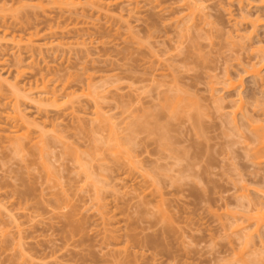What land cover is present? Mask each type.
Listing matches in <instances>:
<instances>
[{
	"label": "rangeland",
	"instance_id": "374dc122",
	"mask_svg": "<svg viewBox=\"0 0 264 264\" xmlns=\"http://www.w3.org/2000/svg\"><path fill=\"white\" fill-rule=\"evenodd\" d=\"M59 1L39 6L38 0H0V81L32 85L35 92L27 96L35 100L44 81L61 94L56 102H33L18 97L8 82L0 84V126L5 129H0V264L236 263L241 245L231 229L225 231L227 224L225 230L221 227L225 212L239 208L236 197L242 186L251 198L260 199L255 189L262 182L253 176L264 177V162L253 165L248 158L246 145L252 142L243 143L252 131H235L229 122L242 97L237 123L249 112L250 121L264 127V115L255 113L264 104L249 98L246 90L252 85L247 82L244 93L239 87V96L223 83L224 71L236 75L238 61L249 55L244 57L233 42V31L241 25L238 4L202 0L207 18L201 22L198 15L186 31L194 38L187 41L189 34L187 39L183 35L182 43L185 0H111L102 14L90 6L84 11L73 6L79 0ZM243 3L244 11H256L252 19L260 18L254 37L264 39V0ZM232 8L236 15L231 19ZM262 70L264 74V61ZM166 91L172 99L185 98V106H177L185 108L176 113L166 108ZM132 93L140 94L139 100ZM141 105L159 112L160 120L151 114L152 120L169 124V132L159 130L167 137L156 133L153 121L156 132H135L133 146L126 136L128 116ZM13 106L27 115L22 124L35 123L29 131L17 125L16 134L30 137L20 149L17 139L6 137L16 123L6 118ZM99 115L107 119L103 125L118 124L122 136L113 137L119 146L123 142L121 149L113 138L111 142L114 132L96 124ZM98 140L107 143L105 150L115 145L120 151L101 150L102 155ZM159 145L165 147L163 154ZM95 154L104 158L93 159ZM260 251L264 263V249ZM251 259L247 263L254 264Z\"/></svg>",
	"mask_w": 264,
	"mask_h": 264
},
{
	"label": "bare ground",
	"instance_id": "6f19581e",
	"mask_svg": "<svg viewBox=\"0 0 264 264\" xmlns=\"http://www.w3.org/2000/svg\"><path fill=\"white\" fill-rule=\"evenodd\" d=\"M39 1V3L37 4V5H39V6H42V2L43 1H45V0H38ZM50 2H52V3H55V4H60L61 2L59 1V0H49ZM108 0H92L90 3H88V4H83L82 3V1L81 0H79L78 2H72V4H73V6H75L76 8H80V9H82V11H84L85 10V8H87L86 6H90L91 8H92V10H94L96 13H98V14H102L101 12H103L104 13V9H106V8H110V6H111V4H112V2H111V0H110V2L108 1ZM186 1V3H187V5H186V7H187V9H188V12H186L183 16H185L186 18H188V19H186V18H184L183 17V19H185V21L184 20H182L183 22H181V19H182V17H178V18H176V19H173L174 21H175V24H174V26L175 27H178L177 26V24H176V20L178 21V24L181 22V24H182V26L183 25H186L184 28H182V30L181 31H179L180 30V27L179 28H177V29H179L178 31H179V33L180 32H183V34H181L180 35V42H184L185 40H184V37H185V39H187V41H191L192 40V38H194V37H192V38H190V33H186V31L188 30H191L192 29V27H190L191 26V23H193V21H196V19H197V16L199 15V20L201 21V22H204L205 21V18H207L206 17V15H207V12H205L206 11V6H205V4H203L202 3V0H185ZM221 1L222 0H220V3H221ZM243 1L244 0H229V4H230V6L231 5H235V3L234 2H236L237 4H238V6H239V11H240V17H241V25H239L240 23H239V21L237 20L236 22H235V24L236 25H239L240 27H238L237 26V28L235 29V31H233V34H234V37L233 38H236V39H233V42H235V43H237L238 42V45H239V48H241V50L242 51H244L243 53H244V57H245V55H246V52L247 53H249V55H247L246 57H245V59L243 60V56L241 57L242 59H240L238 62H239V64H238V66L240 67L241 66V68L239 69L240 71H239V73L237 72V74L236 75H233V73L229 70V69H226L225 71H224V74H223V76H225L224 77V81H223V83L226 85V87L228 88V89H230V90H233V89H235L236 91L235 92H237L236 94L239 96L240 94H241V92L239 91L240 90V88H243V90H242V92L243 91H245L244 89L245 88H247V87H245V85L247 86L248 84H250V85H252V86H250L249 88H248V90H246L250 95H248L249 96V98H250V96H251V98L250 99H252L253 100V98L255 99V101L254 102H262L261 103V105L262 104H264V74H263V70H262V63H263V61H264V39H261V38H255L254 37V33H255V31H256V26L258 25V24H261L259 21H260V18H259V16H258V14L256 15V18L255 19H252V16H251V14H253L252 13V11L250 12V10H247V11H244L243 10V7H242V5L244 4L243 3ZM247 1V0H246ZM223 2V1H222ZM234 3V4H233ZM245 4H247V3H245ZM232 7V6H231ZM233 9V8H232ZM246 9H248V8H246ZM231 10V9H230ZM234 9L232 10V12L230 11V13L231 14H229L230 16H231V19H232V17H234L235 15L233 14L234 12ZM172 12V11H171ZM106 13V12H105ZM256 14V11H255V13H254V15ZM129 15H131V13H129ZM196 18V19H195ZM195 19V20H194ZM189 20H190V23H188L187 24V22H189ZM187 21V22H186ZM195 23V22H194ZM239 23V24H238ZM196 24L198 25V23L196 22ZM128 25V24H127ZM187 25L189 26V27H187ZM193 25V24H192ZM196 25V26H197ZM194 26V25H193ZM177 29H175V30H177ZM177 31V32H178ZM190 32V31H189ZM185 33V34H184ZM5 34H7V32L5 33ZM187 34H189L188 35V37H187ZM183 35H185L184 37H183ZM187 37V38H186ZM191 39V40H190ZM247 40H249L250 42V44H248L247 43ZM2 42V40L0 39V44H1V46H3V43H1ZM235 45V47L237 46L236 44H234ZM41 48V47H40ZM179 49H181L180 47H179ZM178 49V50H179ZM238 48H236L235 50L237 51V52H241V50L240 49H238ZM33 50V49H32ZM41 50V49H40ZM21 53V52H20ZM33 55V54H32ZM32 55L30 54V57H32ZM18 58H21V56L20 57H18ZM246 59H248V60H246ZM21 60V62L20 63H23V61H22V58L20 59ZM20 60H18V62L20 61ZM242 60V61H241ZM246 60V61H245ZM3 69V68H2ZM2 73V72H1ZM0 73V74H1ZM2 75V74H1ZM1 75H0V77H1ZM7 79V78H6ZM6 79H2L1 78V81H0V84L2 85L3 84V82L4 83H9V86H12V89H14V91H15V93L17 94V96L19 97V96H22V97H24V98H26V99H32L31 101H33V102H40L41 100L43 101V100H45V102H56L57 100H58V98H59V96L61 95V94H58V90H56V88H54V89H48L47 88V84H45V81H44V85H43V89L41 90V92H39V96H37L36 98H37V100H35V97H29L28 98V96L27 95H29L30 96V94H32L33 92H35V89L33 90V88L34 87H32V85L30 86V87H28V88H26V86H24V88H21L22 86H18V85H16V84H11L10 83V81H8V80H6ZM247 79H249L248 81H246ZM223 80V79H222ZM221 80V81H222ZM221 81H220V84H222L221 83ZM245 81V82H244ZM2 82V83H1ZM248 83V84H244V83ZM218 83V82H217ZM216 82L215 83H212V84H217ZM18 84V83H17ZM224 85V86H225ZM213 86V85H212ZM211 86V87H212ZM222 86V85H221ZM223 86V87H224ZM225 87V88H226ZM240 87V88H239ZM214 89H215V87H213ZM212 88V89H213ZM226 88V89H227ZM239 88V89H238ZM157 91V90H156ZM234 91V90H233ZM158 92V91H157ZM159 92H160V90H159ZM158 92V93H159ZM23 93V94H22ZM24 93H26V94H24ZM72 93V92H71ZM71 93H67V95H68V97L70 96V97H74V96H71ZM74 93V92H73ZM72 93V94H73ZM157 93V97H158V95L160 96V93L158 94ZM162 93V92H161ZM166 93V96H165V104L167 105H165V104H163V107H164V109L166 110V108H168L169 110H171L172 111V113H176L177 111H178V109L180 108V109H184L185 107H182L181 108V106L182 105H179V107H177L178 106V104L180 103L181 104V102H183V104L185 103V101H184V99H182L181 98V96H180V98H176V96L174 97L173 96V98L175 99L176 98V100H174V99H172V96L170 95V94H167L168 92L166 91L165 92ZM244 93V92H243ZM37 94V93H36ZM133 94V93H132ZM162 94H164V92L162 93ZM66 95V96H67ZM137 95V94H136ZM140 94H138V96H139ZM167 95H168V97H169V95L171 96V97H169L170 98V100L173 102L172 104L169 102L168 103V100H167ZM131 96V98L133 99V96H134V94H133V96L132 95H130ZM138 96H134V98L136 97L137 99L138 98H140V97H138ZM141 96V95H140ZM167 97V98H166ZM142 98V97H141ZM178 99V100H177ZM139 100V99H138ZM142 100V99H141ZM167 101V102H166ZM238 101H241L240 102V104L239 105H235L237 108L234 110V113L235 114H237L240 110L242 111V107H243V104H242V97H239V99H238ZM234 102V101H233ZM170 104V107H172V109H174V110H172L170 107H169V105L168 104ZM75 103H73L72 105H71V108H73L74 110H77L75 107V105H74ZM174 104V105H173ZM166 106V108H165V106ZM172 105V106H171ZM134 106V105H133ZM136 106V105H135ZM160 106H162V104H160ZM184 106H185V104H184ZM80 108H81V106H79ZM78 107V108H79ZM163 107H161L160 108V110L161 109H163ZM219 107V106H218ZM264 109V105H262V106H260L259 107V109L258 108H256V115L259 117V113L261 114V116H263L264 114V110L262 109V108ZM11 108V112L9 111L8 113H6V118H15L16 119V123H14L13 124V128L12 129H9V131H10V133H12V135H6V137H9V138H15V139H17V148H23L24 147V145H25V142H24V138L25 139H29L30 137L29 136H26V137H24V135L26 134H24V133H22L21 135H18V134H16L17 132H15L16 131V129H17V125H18V127H20V125L22 124V123H26V121L24 120L26 117H23L25 114H23V113H25V112H23V110L21 111L20 110V108L19 107H10ZM13 108V109H12ZM79 108V109H80ZM133 108V107H132ZM131 108V109H132ZM141 108V109H140ZM140 108L138 107V109H137V107L136 108H134V109H130V111H132L131 113H132V115L133 116H131V113H130V116H128V117H132V118H129V120H130V126H128L129 125V123H128V127H130V129H128V130H130V134L129 135H127L126 134V136H128L126 139L127 140H130L131 141V143H132V145L134 146V144H135V142H136V139H137V137H135V138H133L132 136L134 135V134H136L135 132H137L138 133V131H143V132H145V129L147 130L148 129V131H149V133H153L154 134V132H156V131H153V129L151 128V126H150V124L153 126V124H154V122L156 123L155 124V126L158 128V131L156 132V133H158V134H162V136H164V137H167V136H165V133L168 131L169 132V127H167V126H169V124H161V123H158V122H160V121H157V118L159 119V112H157V114H155V112H153V113H151V112H149V111H145L146 109H144L143 110V108H145V107H143V105H141L140 106ZM78 109V110H79ZM164 109L162 110V111H164ZM255 109V108H254ZM262 111H261V110ZM159 110V111H160ZM176 110V111H175ZM171 111H170V113H171ZM240 111V112H241ZM161 112V111H160ZM253 112H254V110H253ZM259 112V113H258ZM263 112V113H262ZM96 114H97V112H95ZM163 113V112H162ZM151 114H155L156 116L155 117H157V118H155L154 117V119L152 120V118H153V115H151ZM161 114V113H160ZM166 113L164 112V115H165ZM235 114L233 115V117L232 118H229L230 120L231 119H233L232 121L233 122H231V121H229L230 123H232V124H235V125H233V126H231V128L232 127H234L235 126V131H240V130H238V129H236V128H238V127H240L239 129H248V131H252V133H253V137H252V135H249L248 137H250L249 139H247V136H246V138H245V140L243 139V138H240V139H243V141H241V142H243L244 143V145L248 142V141H246V140H250L251 142H252V144H253V142H254V144L255 145H253V147H252V144L251 143H249V144H251V147H249L248 148V144L246 145V147L249 149V150H247V148H246V151L248 152L247 154H249V157H248V155H247V157L250 159V162L252 163V161H254L253 162V165L255 164V165H258V163H261L262 161L264 162V127H261V128H259L258 127V125H254L253 123H255V122H253V121H250L251 119H249L252 115H250L249 116V112H247V114L245 113V117L247 118L246 120H249V122L248 121H246L245 120V118H244V116H241L240 115V117H243L242 119H244L243 121H246V122H243L242 121V126H240L241 125V118H240V120H239V122L237 123V119H236V116H235ZM239 114V113H238ZM98 115V114H97ZM242 115H244V114H242ZM25 116H27V115H25ZM148 116H149V118L151 119V121H149L150 119H148ZM100 115L99 116H96L95 118H97V119H99V120H97V119H95V120H97L98 122L96 123V124H98L100 127V129H108V131L109 132H114L113 133V135L111 136H109L110 138H111V142H112V138H113V140H115V138L116 137H113L115 134H118V130H119V128L118 129H116V127L118 126V124H117V126H114V125H116L114 122L113 123H111L110 121H108L105 125L107 126H105V125H103L104 123L103 122H106V120L105 119H103L102 117H100ZM28 118V117H27ZM160 118H161V116H160ZM104 121H103V120ZM28 120V119H27ZM129 120H127V121H129ZM160 120V119H159ZM126 121V122H127ZM154 121V122H153ZM19 122H21V123H19ZM100 122V123H99ZM248 122V123H247ZM250 123H251V128H253L252 130H251V128H250ZM32 124H35V123H33V122H31V124L30 123H28V121H27V124H22V126L23 125H25L27 128V130L29 131V126H31ZM41 124H43V122L41 123ZM110 124V125H109ZM256 124V123H255ZM55 125V124H54ZM101 125H102V127H101ZM161 125V126H160ZM167 125V126H166ZM239 125V126H238ZM248 125V126H247ZM262 125V124H261ZM25 126H23V127H25ZM44 126H46V123L44 122ZM103 126H104V128H103ZM127 126H126V128H127ZM246 126V127H245ZM253 126V127H252ZM260 126V125H259ZM263 126V125H262ZM4 127V126H3ZM248 127V128H247ZM5 128V127H4ZM126 128L124 129V130H126ZM163 128H164V131H166L167 129V131L166 132H164V134H163V131H159V130H163ZM166 128V129H165ZM0 129L1 130H5V129H2V127L0 126ZM110 129V130H109ZM150 129V130H149ZM171 129V128H170ZM233 129V128H232ZM233 129V130H234ZM241 129V130H242ZM153 132H152V131ZM117 131V133H115ZM151 131V132H150ZM119 132H120V130H119ZM147 132V131H146ZM29 133V132H28ZM112 133H110V134H112ZM120 133H122V132H120ZM133 133V134H132ZM241 133V132H240ZM239 133V134H240ZM13 134H15L14 136H13ZM167 134V133H166ZM238 134V135H239ZM29 135V134H28ZM120 137L122 136L121 134H118ZM240 135H242V134H240ZM22 138H21V137ZM135 136V135H134ZM162 136H160L159 135V138H164V137H162ZM243 136V135H242ZM239 137H241V136H239ZM8 138V139H9ZM110 138H109V140H110ZM125 138H124V140H125V142H127V140H126ZM32 139H30V141H31ZM120 140V139H119ZM133 140H135V142L133 141ZM159 140H162V139H159ZM163 140H165V139H163ZM98 141H100V140H98ZM107 141V140H106ZM116 141V143H115V145H118V141H117V139L115 140ZM115 141H113V143L115 142ZM130 141L128 142V143H126V144H129L130 143ZM134 143H133V142ZM166 141H167V138H166ZM101 143H100V145H103V147L105 146L106 147V145H107V143H106V145H105V143H103L104 142V140H101L100 141ZM111 142H108V144H110ZM120 143V146H121V143H123V142H119ZM125 144V145H126ZM163 144V142L162 143H160V145H162ZM164 144H165V142H164ZM166 144L168 145V146H171L170 145V143L169 142H166ZM114 145V144H113ZM114 145V146H115ZM123 145V144H122ZM125 145H124V147H125ZM159 145V148H164V150H163V152H162V154L164 153V151H166L165 150V147H163V146H160ZM98 146V145H97ZM112 146V145H111ZM114 146L112 147L113 149H115V148H118L119 147V149H121L120 148V146L118 145V147H116L115 146V148H114ZM127 146V145H126ZM129 146V145H128ZM127 146V149L129 148ZM250 146V145H249ZM41 148H42V150L44 151V148L42 147V146H40ZM105 147L104 148H102L101 146H99L98 147V149H99V151H101V150H103V151H107V150H109L108 148H107V150H105ZM123 147V148H124ZM40 148V149H41ZM113 149L111 150L112 152H113ZM132 149V148H131ZM167 149V148H166ZM173 149V148H172ZM109 150V151H110ZM126 150V149H125ZM159 150H161V149H159ZM161 150V151H162ZM244 150H245V147H244ZM103 151H101V154H102V152ZM108 151V152H109ZM116 151H120V150H114V152L117 154L118 152H116ZM131 151V150H130ZM43 153H45V152H43ZM43 153H41V154H43ZM122 153H124L122 150H121V152H120V154H122ZM129 153V152H128ZM127 153V154H128ZM132 153V152H131ZM161 153V152H160ZM246 153V152H245ZM99 154V153H98ZM98 154H95L96 156L94 157V156H92L93 157V159L94 158H99V156H101V157H103L104 158V156H102V155H98ZM112 154H114V153H112ZM125 154V153H124ZM123 154V155H124ZM91 155H92V153H91ZM94 155V154H93ZM127 156V155H126ZM129 157H130V160L132 159L131 158V155L129 154L128 155ZM252 156V157H251ZM102 158V159H103ZM251 158H252V160H251ZM132 161V160H131ZM92 162V161H91ZM257 163V164H256ZM257 169H255V172H257L258 173V170L256 171ZM254 171L251 173L252 175H254L253 173H255ZM256 174V173H255ZM259 175H262V174H259ZM253 178H254V180H255V178L257 179L258 178V180H259V182L257 181V180H255L258 184H261V182H262V189L260 188V187H258V188H256L255 190L256 191H259L260 193V195H261V197H260V199H253V198H251L249 195H248V193H246V191H244L245 189H243V188H245V186H242L243 188H241L242 189V192L240 193V195L238 194V196L236 197V201H238L239 203H236V204H238L239 205V208H241V209H243L244 211H242L241 209H239L238 207H236V209L234 210H232V212H231V210L229 211V209H227L226 211H228V212H225L226 213V215H227V218H226V220L223 222L224 223V225H223V223H222V226L221 227H224V230L226 229V226H227V229L225 230L226 232H228L230 229H231V231H229V233L231 232H233L232 234H235L236 236H237V240L239 241V243H240V247H239V249H238V251L235 253L236 254V256H237V261H236V263L237 264H249V263H247L248 261L250 262V259L252 258V256H253V258L254 259H251V261H253V260H255V261H253V263L255 264L256 262H259V263H256V264H264L263 263V260H262V262L260 263V260H261V258H260V256L262 255V251H260V250H263L264 248V231L262 232V234H260V232H261V229L262 230H264V177H263V175H262V178H261V176L260 177H258V175H255V176H253ZM263 179V180H262ZM247 186V185H246ZM247 189H248V186L246 187ZM246 189V190H247ZM235 201V202H236ZM238 205H235V206H238ZM237 208H238V210H241L242 211V214H244V212L246 211L245 209H247L248 210V212L246 211V213H245V215H242L240 212L241 211H239V213L241 214H237L238 213V210H237ZM236 212V213H235ZM248 213V214H247ZM247 214V215H246ZM218 216H221V215H218ZM229 218V220H227ZM231 219V220H230ZM227 221V222H226ZM229 222V223H228ZM227 224V225H226ZM226 225V226H225ZM223 229V228H222ZM228 234V233H227ZM231 243H233V241L232 242H230L229 244H231ZM231 245H234V243L233 244H231ZM230 245V246H231ZM251 245V248L253 249L252 251H249L250 253H247V248L249 247ZM233 246H231L230 248H232ZM241 248V249H240ZM261 248V249H260ZM251 252L253 253V254H251ZM256 252H258V254L256 253ZM255 253V254H254ZM249 254V256L247 257V255ZM257 257H256V256ZM259 255V256H258ZM245 257H246V259H245ZM259 257V259H257ZM249 258V259H248ZM248 259V260H247ZM256 259L258 260V261H256ZM241 260V261H240ZM239 262H241V263H239ZM245 262V263H244ZM236 263H234V264H236ZM250 263H252V262H250Z\"/></svg>",
	"mask_w": 264,
	"mask_h": 264
}]
</instances>
